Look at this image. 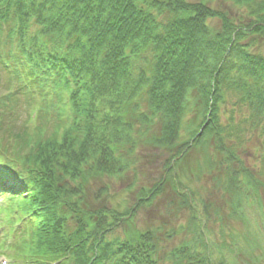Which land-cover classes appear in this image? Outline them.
Here are the masks:
<instances>
[{"label":"trees","instance_id":"16d2710c","mask_svg":"<svg viewBox=\"0 0 264 264\" xmlns=\"http://www.w3.org/2000/svg\"><path fill=\"white\" fill-rule=\"evenodd\" d=\"M261 43L264 0H0V81L7 77L13 88L0 99V113H16L19 98L32 95L41 100L33 114L36 125L58 122L61 111L70 115L69 131L61 137L37 126L36 143L15 123L7 128L17 152L30 147L20 164L0 152L3 192L19 195L9 201L19 208L9 204L8 212L38 219L30 239L9 248L24 264H158L151 234L107 239L115 226L109 227L108 217H123L120 204L108 212L88 210L87 203L81 207V194L86 199L92 181L122 179L131 171L137 179L145 167L135 168L136 163L144 159L149 166L162 157L159 166L173 181L163 173L130 214L140 202H151L164 182L181 196L176 165L194 147L211 148L205 151L206 167L226 172L214 188L236 194V203L228 204L233 215L240 209L241 188L252 199L259 197L258 188L249 190L244 183L254 178L236 149L264 137ZM60 175L73 184L61 185ZM194 195L184 193L177 204L191 210L197 230ZM62 205L70 206L69 216ZM203 207L207 218L209 206ZM69 218L77 222L72 232L64 230ZM263 231L261 223L256 237L250 231L240 243L251 264H264ZM209 262L197 258L191 264Z\"/></svg>","mask_w":264,"mask_h":264},{"label":"rangeland","instance_id":"374dc122","mask_svg":"<svg viewBox=\"0 0 264 264\" xmlns=\"http://www.w3.org/2000/svg\"><path fill=\"white\" fill-rule=\"evenodd\" d=\"M188 1L197 3L205 0ZM215 6L223 9L227 8V5L223 3H217ZM235 10L230 12L232 16H235L237 13V10ZM259 48L261 53L264 54V43H261ZM256 49L257 48H255L254 51H256ZM6 80L7 77H3V80L0 81L1 100L8 93V84L5 83ZM5 87L7 89H4ZM16 104L17 112L10 114V118L0 113V125L1 120H4L5 124L4 128L0 127V146L5 147V152L7 154L10 153L9 156L11 155L15 162L19 161L21 163L23 158L22 155L26 154L27 151L23 150L24 153L22 151L17 152L15 140L7 131L11 123H15L16 127L18 126V129L24 132L25 136L30 138V141L34 143H36L33 138L36 137L38 131L36 129L37 126L42 127V130H45L47 134L54 132L58 137H61L64 132L69 131L70 115L67 111L59 112V121L56 123L49 119L42 121L40 119V123H37V125L36 123L32 124L29 127L27 124L28 110L31 105V111L35 108V105L38 107L39 100L32 97V95H25L21 96ZM190 117L193 119L192 116ZM208 150H211V148L206 149L200 146L198 148H191L181 166L176 165L175 173L178 174V180L179 175H181L182 181V187H179V191L182 192V194L180 193L181 196L174 194L169 184L166 186L167 182L173 180L168 178V175L165 174L164 167L160 168L159 166V162L164 160L162 157L158 160L159 162L154 159L149 166L146 165V160L141 159L136 163L135 168L145 167L144 172H142L143 176L139 174L136 179L133 173L134 171H131L127 172L126 176L122 179L92 181L89 190H87L86 199L84 198V192L81 194V207L84 208V204L87 203L88 210L106 209L108 212L109 210H113V208L117 209L115 205L120 204V211H122L123 214L125 212L129 215L130 211L137 206L139 198L143 199L145 194H147L146 191L149 193V191L153 189V186L162 179L161 176L164 173V178L167 179V182H164L165 184L163 183L159 193L156 194L154 198L150 197V200H152L151 202L149 198L144 202H140L137 210L135 209L134 213L130 214V217L126 214H124L123 217L120 214H116L118 218L108 217L110 220L109 227L115 226L114 229L107 234V239L110 241H124L130 237L131 233L151 234L153 240H155V245L158 247L156 251V261L158 264H191V262L197 258L207 262L210 261L208 264H222L223 261L226 262V264H251L250 260L247 257L245 258V247L242 245L245 243L246 237L249 236L250 231H254L251 233L253 237H256V232L261 223L264 227V137L258 140L253 139L244 147H240L238 150L236 149L238 158L242 159L244 166L254 178V181L247 179L244 183L248 186L249 190L258 188L259 197L256 196L252 199L248 192L245 191L246 188H241L239 190L240 192H238L239 202L237 204V206H240V209L235 215L232 213L235 209L232 207L230 208L228 204L231 205V203H236V194L232 192H229L228 195L226 192L223 194L221 193L222 190L216 187L214 188V185L217 184V182H215L216 179L226 175V172L221 174L218 169H216V166L212 168L206 167L205 151ZM210 158L212 162H217V156L214 155V157ZM61 175L59 181L61 185L73 184L67 177H61ZM257 179L261 182L262 186L257 187ZM131 186H134V189L130 191L131 193L124 194L125 188ZM105 187H110L111 191H104L103 189ZM189 191H193L195 194L191 204L195 209V213L200 216V222L195 223L198 224L197 230L193 227V224H191V222H196L192 218L191 210L189 208L184 209L182 205L177 204V199L181 200L183 198L182 195ZM18 198L19 197H17V199ZM223 199H225L226 204ZM2 203L5 204V200L3 196L1 197L0 195V206ZM14 203L17 204L16 207L19 208L20 205L16 201L10 205ZM15 204L12 207H14ZM170 204L174 205L170 207ZM205 204L209 206V216L207 218L204 217L203 205ZM259 204L263 206L262 209L259 208ZM12 207L8 210L12 209ZM61 210L63 215L66 216H69L71 213L69 205H62ZM238 213L242 215L238 216ZM14 214L18 216L20 212L15 211L12 214L8 213L11 218L10 222H15L12 221ZM24 215H26L27 218L22 220L24 228L23 234L16 235V238L29 240L30 226L34 224V222H37L38 219L30 217L26 213ZM0 220L3 228H9L10 222L8 221L6 212L0 213ZM245 222H249L251 226L250 229L247 228ZM76 226L77 222L69 218L66 219L64 230L72 232L76 230ZM224 227H226L225 230ZM259 235V237L264 240V231L263 234L260 233ZM8 236L13 237V234H9ZM235 237H237V239H235ZM200 239L203 240V244ZM236 240L239 241V243H237ZM240 243H242V245ZM261 245L263 247V243H261ZM181 251L186 252V255H183L182 258L178 260L176 255ZM12 255L18 256L15 253L13 254V252ZM9 263L10 261L8 259V264ZM66 264L72 263L69 262Z\"/></svg>","mask_w":264,"mask_h":264}]
</instances>
